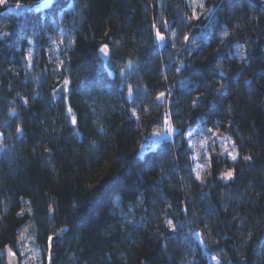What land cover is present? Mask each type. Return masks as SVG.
I'll list each match as a JSON object with an SVG mask.
<instances>
[{
    "label": "trees",
    "instance_id": "16d2710c",
    "mask_svg": "<svg viewBox=\"0 0 264 264\" xmlns=\"http://www.w3.org/2000/svg\"><path fill=\"white\" fill-rule=\"evenodd\" d=\"M44 1L0 7V264H264V0Z\"/></svg>",
    "mask_w": 264,
    "mask_h": 264
},
{
    "label": "rangeland",
    "instance_id": "374dc122",
    "mask_svg": "<svg viewBox=\"0 0 264 264\" xmlns=\"http://www.w3.org/2000/svg\"><path fill=\"white\" fill-rule=\"evenodd\" d=\"M50 2L51 0H46L36 7H45ZM173 132L176 133L177 131L173 129ZM170 136L171 134L168 131V123L167 120H165L160 127L153 130V132L150 134V136L142 146L140 153L143 154L144 152L155 148L157 145L156 143H162L166 138H169ZM184 138L188 144L189 149L193 150V152L191 153V158L193 160L194 173L197 177L199 176V173L202 169V163L200 162L199 157L204 153L202 149L205 141V135L202 131L191 129L186 132ZM22 238L24 242L21 251L24 256V264H35L36 262V264H39V259L34 251L33 245L30 243L29 239H25V237L23 236Z\"/></svg>",
    "mask_w": 264,
    "mask_h": 264
},
{
    "label": "water",
    "instance_id": "95a60500",
    "mask_svg": "<svg viewBox=\"0 0 264 264\" xmlns=\"http://www.w3.org/2000/svg\"><path fill=\"white\" fill-rule=\"evenodd\" d=\"M110 56V51L108 49V53L107 54H104V53H101L99 51V57L103 60L104 63L107 62L108 58ZM108 74L111 78H114L115 76V73L114 71L112 70H108ZM71 93V87L69 86L67 88V85L65 83H62L54 92H53V96H56V95H61V94H66V95H69ZM169 122H170V119H169ZM171 123V122H170ZM171 129L170 134L171 136L169 138H166L165 141H170V142H173L174 140V136H175V133L172 131V127L171 125L169 126L168 130ZM2 147V143L0 142V149ZM15 254V255H12V254ZM21 260H20V257L18 254H16L15 252L12 251V249L10 247H6V259H5V264H20Z\"/></svg>",
    "mask_w": 264,
    "mask_h": 264
},
{
    "label": "snow or ice",
    "instance_id": "6c2138e0",
    "mask_svg": "<svg viewBox=\"0 0 264 264\" xmlns=\"http://www.w3.org/2000/svg\"><path fill=\"white\" fill-rule=\"evenodd\" d=\"M7 4V0H0V7H3ZM16 7L17 8H20L21 5L19 3L16 4ZM5 35H7V33H5ZM225 35H227V33H225ZM156 36H157V39H163V37L161 36V34L159 32L156 33ZM184 39L187 41L189 38L187 36L184 37ZM100 52L101 53H104V54H107L108 53V46L105 45L103 47L100 48ZM69 82L68 81H65V84L67 85ZM165 93H160L159 96H158V99H161V98H164L165 97ZM73 124H76L77 121L75 119H73L72 121ZM169 131H171V129H169ZM230 155V158L232 160H236L237 159V156L236 155H232L231 153H229ZM197 178L199 179V176H197ZM233 178V172L232 171H228L227 173H224L222 174V179H225V180H230ZM51 239V238H49ZM12 255H15L14 253Z\"/></svg>",
    "mask_w": 264,
    "mask_h": 264
}]
</instances>
